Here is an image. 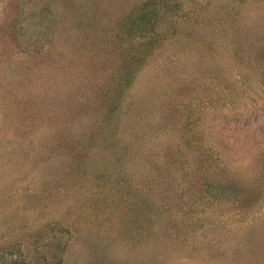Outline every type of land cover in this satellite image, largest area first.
Returning <instances> with one entry per match:
<instances>
[{"label":"rangeland","instance_id":"obj_1","mask_svg":"<svg viewBox=\"0 0 264 264\" xmlns=\"http://www.w3.org/2000/svg\"><path fill=\"white\" fill-rule=\"evenodd\" d=\"M146 1L0 0V264H264V0H168L107 134Z\"/></svg>","mask_w":264,"mask_h":264},{"label":"trees","instance_id":"obj_2","mask_svg":"<svg viewBox=\"0 0 264 264\" xmlns=\"http://www.w3.org/2000/svg\"><path fill=\"white\" fill-rule=\"evenodd\" d=\"M178 6L179 4L173 5L171 2H168V0H147L146 2L142 3V5L138 10H136V13H133L129 17H127L121 23L120 27L116 29L115 32L118 41L115 49L118 51L125 49L126 47L127 49H125L126 53L123 55L121 59L122 62L119 64V66L114 68L115 71L112 73L113 77L111 78L110 87L108 88V92H107L108 95L106 97L107 101L105 102L104 105L105 107L103 108L104 111L101 113L102 118L100 120L102 121V124H105L104 128L102 129L104 133H107L109 130L113 131L117 129L115 126L116 124L114 123L113 120L116 119V121H118L121 115L117 118H113V117L114 115L118 116L121 111L122 103H123L122 94L124 92V89L131 84L132 78L135 76V74L138 71L142 69L143 65L147 61V58L149 57V54H151V50L156 45L154 44V41L148 37L154 36L156 38L158 35H160V33H158V28L161 25L162 18L169 11L176 14L177 10H179ZM134 37L140 38L137 40L140 41V43L144 46L145 49L137 50V52H133V46L130 44L129 38H134ZM256 72L257 71L255 69L254 73L251 74L256 76L257 74ZM99 134L102 133L99 132ZM94 138L96 137H91L89 140H92ZM201 139H202L201 146L207 150L211 149V143L208 142L207 138H201ZM81 157H83L82 154H78L77 160L79 161ZM196 157L203 171L207 172L214 168V166H212V163L210 162V159L208 158L209 156H201V158L198 156ZM89 167L90 165H87L86 167L87 170ZM93 170H97V169H93ZM123 174L124 175H122L121 172V174L118 175V177L121 178V179L118 178L120 179L118 181L122 182L123 184L124 183L126 184L127 182L130 181V177H127L126 173ZM96 178H98V176ZM197 181L199 182V185L203 186L202 187L203 193H207V194L213 193L211 194L212 196H220L219 194H216V192H210L209 189L211 187V184L207 179L206 180L204 179L203 181L199 175V177H197ZM241 190L243 189L240 188L234 189V195L239 196ZM129 198L127 197L128 201L126 202L134 206L135 204L133 202L138 200L141 201L140 198L138 197L134 198L132 195H130ZM239 199L244 200L242 198ZM250 204L251 203L249 201L244 202L245 206ZM248 209L249 208H246V210ZM9 253L12 254V250L9 251ZM16 258L17 255H15L14 259L10 264H18L20 261H16ZM45 264H49V263L45 260ZM54 264H60V261L56 260Z\"/></svg>","mask_w":264,"mask_h":264}]
</instances>
